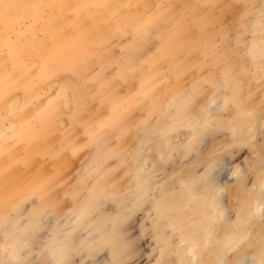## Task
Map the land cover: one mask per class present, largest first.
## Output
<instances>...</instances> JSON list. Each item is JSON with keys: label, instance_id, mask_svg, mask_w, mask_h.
I'll return each mask as SVG.
<instances>
[{"label": "rangeland", "instance_id": "rangeland-1", "mask_svg": "<svg viewBox=\"0 0 264 264\" xmlns=\"http://www.w3.org/2000/svg\"><path fill=\"white\" fill-rule=\"evenodd\" d=\"M44 1L9 0L0 12L9 19L0 28V62L10 58L1 56L4 45L53 44L57 24L80 35L81 59L62 76L68 95L58 90L60 78L37 95L36 137L8 141L0 157V264H263L264 0H122L101 14L81 10L87 0ZM144 22L164 24V36L150 28L140 39ZM164 66L179 70L155 71ZM245 203L262 207L250 205L237 223ZM234 228L245 233L241 244L221 251ZM6 230L16 245L4 240Z\"/></svg>", "mask_w": 264, "mask_h": 264}, {"label": "crops", "instance_id": "crops-1", "mask_svg": "<svg viewBox=\"0 0 264 264\" xmlns=\"http://www.w3.org/2000/svg\"><path fill=\"white\" fill-rule=\"evenodd\" d=\"M8 1L9 0H0V12L7 10L10 4ZM87 1H90L88 4L94 3V0ZM8 21L9 19H0V22ZM57 27L54 42L49 46H45L42 42L35 39L29 42L22 39L13 46L4 45L3 51H10L11 56H9L10 58H8V60L1 63L2 65L0 66V157L4 154L5 144L8 141L16 140L21 137L32 140L36 137L38 129L35 127L36 124L33 122L30 111L31 108L29 109V107L36 106L38 102L37 95H40V91L44 89L43 86L47 83L45 81L46 79L52 77L60 78L58 87L59 92H61L63 88L67 90L71 89L69 82H66L62 76L69 72L70 60H75L77 65L80 62V49H74V46H76V44L78 45L80 42V35L70 30V24H57ZM79 30H81V28ZM84 32L83 30V35L85 34ZM97 39L93 37L92 41L95 42ZM90 41L91 40H89V42ZM32 56H34V60H32ZM19 59H21L23 63L26 59L27 63H22L20 67H18ZM5 65L7 68H5ZM23 70L24 72H21ZM26 71L27 73L29 72V75L25 73ZM13 73H17L18 75L15 74L14 76ZM11 101L15 103L11 105ZM40 101H42V99ZM6 103L10 106L7 105V107L4 108ZM26 106L28 107L26 108ZM13 107L15 109H13ZM43 114H45V111L40 113V115ZM1 117H3V119ZM3 123L4 125L6 124L5 126H7V128ZM7 123L9 125H7Z\"/></svg>", "mask_w": 264, "mask_h": 264}, {"label": "bare ground", "instance_id": "bare-ground-1", "mask_svg": "<svg viewBox=\"0 0 264 264\" xmlns=\"http://www.w3.org/2000/svg\"><path fill=\"white\" fill-rule=\"evenodd\" d=\"M45 1H46V0H45ZM45 1H44V3H47V2H45ZM53 1H54V0H53ZM76 1H77V0H76ZM121 1H122V0H94V3H93V4H90V5L87 4V3L84 4V5H83L84 7H82L81 10H82V9H85V8H86V9L94 8V10H97V11L99 10V11H100V14H101V11H102V10L109 8L111 5H113V7H114V5L120 4ZM133 1H134V0H128V1H125V0H124V1H122V2H124V4H125L126 2H127V3H129V2L131 3V2H133ZM142 1H143V0H142ZM159 1H161V0H159ZM50 2H51V1H50ZM119 2H120V3H119ZM149 2H151V1H149ZM167 2H170V0H167ZM48 3H49V0H48ZM49 4H51V3H49ZM49 4H46V5H48L47 9H49ZM70 4H71V3H70ZM149 4H150V3H149ZM233 4H234V3H233ZM46 5H43V6H46ZM56 5H57V4H56ZM120 5H123V3H121ZM147 5H148V4H147ZM240 5H241V4H240ZM256 5H257V4H256ZM127 6H128V5H127ZM51 7H52V6H51ZM44 8H45V7H44ZM44 8H42V9H44ZM52 8H53V7H52ZM117 8H118V9H121L119 5H118ZM125 8H127V7H125ZM125 8L122 7V10L125 9ZM129 8H130V7H129ZM114 9H116V6H115ZM247 9H248V8H247ZM11 10H12V9H11ZM44 10H45V9H44ZM122 10H119V12L122 11ZM39 11H41V10H39ZM46 11H47V10H46ZM48 11H49V10H48ZM48 11H47V12H48ZM52 11H54V10L50 9L49 12L52 13ZM97 11H95V12H97ZM43 12L46 13L45 11H43ZM89 12H90V11H89ZM92 12H93V9H92ZM92 12H91V14H92ZM123 12H125V13H126V12L129 13L128 10H126V9H125V11H123ZM25 13H27V12H25ZM44 13H43V15H44ZM53 13H55V12H53ZM34 14H35V13H34ZM55 14H56V13H55ZM55 14H54V15H55ZM30 15H31V14H30ZM35 15H36V14H35ZM97 15H98V14H97ZM37 16H39V15H37ZM41 16H42V15H41ZM44 16H45V17H46V16L48 17V16H50V14H49V15L46 14V15H44ZM61 16H62V15H61ZM65 16H66V15H64L63 17H65ZM98 16H99V15H98ZM98 16H97V19H99ZM30 17H31V16H30ZM45 17H44V18H45ZM52 17H53V16H52ZM55 17H56V15H55ZM58 17H59V16H58ZM82 17H83V16H82ZM88 17H89V16H88ZM90 17H91V16H90ZM143 17H144V16H143ZM40 18H42V17H40ZM66 18H67V17H66ZM84 18H85V17H84ZM100 18H101V15H100ZM103 18H104V17H102V19H103ZM42 19H43V18H42ZM52 19H53V18H51V20H52ZM93 19H94V15H93ZM97 19H96V20H97ZM30 20H31V19H30ZM46 20H48V21L50 22L49 19H46ZM60 20H62V19H60ZM84 20H85V19H84ZM84 20H83V21H84ZM86 20H88V19H86ZM86 20H85V21H86ZM26 21H27V20H26ZM33 21H34L35 23L37 22V21H35V20H33ZM33 21H32V23L34 24ZM63 21L66 22L67 20L65 19V20H62V22H63ZM85 21H84V23H86ZM16 23H17V22H16ZM23 23H24V21H23ZM40 23H41V22H40ZM51 23H52V22H51ZM54 23H55V22H54ZM54 23H53V24H54ZM91 23H92V22H91ZM102 23H103V22H102ZM102 23H101V24H102ZM105 23H106V22H105ZM24 24H25V23H24ZM30 24H31V23H30ZM38 24H39V23H38ZM95 24H96V23H95ZM4 25H8V22H0V28H1L2 26H4ZM15 25H16V24H15ZM15 25H14V26H15ZM42 25H43V29H44V28L46 27V22H43ZM97 25H98V24H96V27H97ZM102 25H103L104 27H106L104 24H102ZM102 25H101V26H102ZM163 25H164V24H162V25H161V24H158V22H153V23H150V24H147V23L144 22V25H142L141 28H140V36H139L140 39H143V38H144V36H145V30H146V29H150V28H153V29L158 30V32H157V36H158L159 38H162V37L164 36V34H165V28H164L165 26H163ZM25 26L28 27L29 25L27 26V25L25 24ZM25 26L23 25V28H22V29H25V28H24ZM35 26H36V25H35ZM19 27H20V26H19ZM36 27H37V26H36ZM38 27H41V25L39 24ZM71 27H73V25H71ZM4 28H5V26H4ZM10 28H11V27H10ZM15 28H16V27H15ZM20 28H21V27H20ZM31 28H32V27H31ZM57 28H58V27L56 26V28H54V29H52V30H57ZM172 28H173V27H172ZM181 28H182V26H180V27H179V26H176L175 28H173L172 33H171V31H169V32L171 33V35H172L173 37H178V35H179V31L181 30ZM247 28H248V27H247ZM16 29H18V28H16ZM16 29H15V30H16ZM35 29H36V28H35ZM35 29H34V30H35ZM38 29H39V28H38ZM40 29H41V28H40ZM252 29H253V28H252ZM1 30H3V29H1ZM7 30H13V31H14V28H13V29H7ZM19 30H20V29H19ZM46 30H47V29H46ZM48 30H49V29H48ZM48 30H47V31H48ZM13 31H12V32H13ZM20 31H21V30H20ZM23 32H25V31L23 30ZM36 32H39V31H36ZM42 32L45 33L44 30L41 31V33H42ZM48 32H49V31H48ZM48 32H47V33H48ZM57 32H58V31H57ZM116 32H117L119 35H122V34H124V33L127 32V28H126L124 25H122V26H119V25L117 26V25H116ZM146 32H147V30H146ZM148 32H149V31H148ZM148 32H147V33H148ZM13 33H14V32H13ZM18 33H19V32H18ZM18 33H15V34H18ZM47 33H46V35H47ZM241 34H242V33H241ZM33 35H34V34H33ZM33 35H32V36H33ZM36 35H37V34H36ZM36 35H35V37H36ZM43 35L45 36L44 38H47L45 34H43ZM32 36H31L30 38H32ZM47 36H49V35H47ZM2 37H3V36H2ZM8 37H9V36H8ZM33 37H34V36H33ZM40 37H41V36H40ZM51 37H52V36H51ZM30 38H29V40H30ZM48 38H49V37H48ZM48 38H47V39H48ZM53 38H54V37H53ZM3 39H4V38H3ZM10 39H11V38H10ZM12 39H13V37H12ZM41 39H42V38H41ZM41 39H40V40H41ZM191 39H192V38H191ZM14 40H15V39H14ZM14 40H13V41H14ZM26 40H27V39H26ZM29 40H28V41H29ZM45 40H46V39H45ZM45 40H44V42H45ZM50 40H51V39H50ZM14 42H18V41H14ZM25 42H26V41H25ZM41 42L44 43V42H43V39L41 40ZM98 42L102 45V44H104V43H106V42H109V39H108V40H106V39H103V40H102V39H101V40H96L94 43L96 44V43H98ZM11 43H12V42L10 41V44H11ZM93 45H94V44H93ZM131 47H132V42L130 41V42L128 43V45H127L126 47L123 48L124 52L126 53L128 50L131 49ZM185 48H186V47H185ZM44 49H46V48H44ZM166 49H167V48H166ZM2 50H3V49H2ZM57 51H58V50H57ZM165 51H166V50H165ZM244 51H245V50H244ZM31 52H32V51H31ZM1 53H2L1 56H2V55H6L7 58H8L9 55H10V51H8V52L1 51ZM11 54H12V53H11ZM7 55H8V56H7ZM12 55H13V54H12ZM27 56H29V55H27ZM2 57H3V56H2ZM29 57H30V56H29ZM33 57H34V56H32V60H34ZM180 57H181V55L179 56V58H180ZM247 57H248V56H247ZM24 58H25V57H24ZM24 58H23V59H24ZM30 58H31V57H30ZM26 59H28V58H26ZM26 59H25V62H24V63H27V62H26ZM164 59H165V58H164ZM168 59H169V58H168ZM35 60H36V59H35ZM166 60H167V59H166ZM1 62H2V61H1ZM1 62H0V66H1ZM3 62H4V60H3ZM3 62H2V63H3ZM169 62H170V61H169ZM231 62H232V61H231ZM256 62H257V61H256ZM17 63H18V62H17ZM22 63H23V61H22L21 59H19V66H18V67H20V65H21ZM24 63H23V64H24ZM129 63H131V62H129ZM169 64H171V63H169ZM169 64H168V65H169ZM145 65H146V64H145ZM256 65H257V63H256ZM26 66H27V64H26ZM35 66H36V65H35ZM35 66H34V68H35ZM146 66H147V65H146ZM146 66H145V67H146ZM155 66H158V65H155ZM243 66H244V65H243ZM38 67H39V66H38ZM5 68H7L6 65H5ZM34 68H33V70H34ZM117 68H118V73H120V75L123 76V75L127 74L126 72L128 71V68H126L127 70L125 71V70H123V68H121V65H120V64H118ZM234 68H235V67H234ZM236 68H237V67H236ZM242 68H243V67H242ZM25 69H26V68H25ZM151 69H152V67H151ZM215 69H216V68H215ZM29 70H30V69H29ZM31 70H32V69H31ZM88 70H89V69H88ZM121 70H123V72H120ZM144 70H145V69H144ZM165 70H168V73H165V72H164ZM178 70H179L178 67H174V68H172V70L170 69L169 66H168V67H165V66H164V68H161V69H159L158 67H155V71H158V73H159V72H160V73L163 72V73H161V74H164V73H165L164 75H166V77L169 76V73L172 74L173 72L178 71ZM234 70H235V69H234ZM3 71H4V70H3ZM27 71H28V70H27ZM27 71H26L25 73H27ZM260 71H261V70H260ZM260 71H258V72H260ZM4 72H5V71H4ZM21 72H24V70L21 71ZM21 72H20V73H21ZM32 72H33V71H32ZM258 72H256V73L259 75ZM261 72H262V71H261ZM263 72H264V71H263ZM20 73H19V74H20ZM25 73H24V74H25ZM28 73H29V72H28ZM28 73H27V74H28ZM34 73H35V72H34ZM124 73H125V74H124ZM130 73H131V71H130ZM132 73H133V72H132ZM192 73H193V71H192ZM245 73H246V72H245ZM13 74H14V76H15V74L18 75L17 73H13ZM66 74H67V73H66ZM188 74H189V73H188ZM28 75H29V74H28ZM67 75H68V74H67ZM193 75H194V74H193ZM233 75H234V74H233ZM30 76H31V75H30ZM109 76H110V75H109ZM254 76H255V75H254ZM258 77H260V76H258ZM16 78H17V77H16ZM62 78H63V77H62ZM78 78H79V77H78ZM88 78H89V76H88L87 78L84 77V80H85V79L87 80ZM155 78H156V77H155ZM157 78H159V77H157ZM253 78H254V77H253ZM150 79H151V78H150ZM241 79H242V78H241ZM50 80H52V81H57L56 78H54V77H52V78H48V79H46L45 81H46V82H47V81L49 82ZM71 80H72V79H71ZM73 80H74V79H73ZM242 80H243V79H242ZM246 80H247V79H246ZM48 82H47V83H48ZM257 82H258V81H257ZM47 83H46V84H47ZM87 83H89V82H87ZM186 83H187V82H186ZM251 83H252V82H251ZM253 83H254V82H253ZM197 84H198V83H197ZM44 85H45V84H44ZM50 85H51V84H50ZM90 85H91V84H90ZM259 85H260V84H259ZM51 86H52V85H51ZM40 87H41V86H40ZM43 87L45 88V86H43ZM54 87H55V86H54ZM132 87H133V86H132ZM217 87H218V86H217ZM260 87H261V86H260ZM145 88H146V87H145ZM182 88H183V87H182ZM41 89H42V88H41ZM53 89H54V88H53ZM91 89H92V87H91ZM142 89H143V88H142ZM49 91H50V90H49ZM34 92H35V91H34ZM42 92H43V91H42ZM35 93H36V92H35ZM43 93H44V92H43ZM60 93H61V94H65V93H66V94L68 95V94H69V91H68L66 88H63V89H61V92H60ZM60 93H59V94H60ZM13 94H14V93H13ZM16 95H17V94H16ZM42 95H43V94H42ZM44 95H45V94H44ZM87 95H88L87 93H86V94L84 93V94H82L81 96H79L78 99H79V100L84 99L85 97H87ZM249 95H250V94H249ZM12 96H13V95H12ZM14 96H15V95H14ZM18 96H20V95H18ZM62 96H63V95H62ZM194 96H195V95H194ZM45 97H47V96H45ZM8 98H9V97H8ZM19 98H20V97H19ZM41 98H42V97H41ZM257 98H259V97H257ZM257 98H256V99H257ZM263 98H264V97H263ZM16 99H17V98H16ZM56 99H57V98H56ZM159 99H160V98H159ZM245 99H246V98H245ZM17 100H18V99H17ZM59 100H60V99H59ZM65 100H66V99H65ZM254 100H255V99H254ZM259 100H260V99H259ZM8 101H9V100H8ZM8 101H7V102H8ZM18 101H19V100H18ZM63 101H64V100H63ZM84 101H87V100H84ZM207 101H208V100H207ZM262 101H263V100H262ZM69 102H70V101H69ZM255 102H256V101H255ZM260 102H261V100H260ZM13 103H15V102H13V101L10 102L11 105H13ZM38 103H39V102H38ZM85 103H86V102H85ZM246 103H247V102H246ZM256 103H257V102H256ZM262 103H263V102H262ZM90 104H91V103H90ZM106 104H107V103H106ZM106 104H105V107H106ZM2 105H3V102H2ZM7 105L10 106L9 104L6 103L4 108H6ZM40 105H41V104H40ZM16 106H17V104H16ZM91 106H92V105H91ZM129 106H130V105H129ZM27 107H28V106H26V108H27ZM65 107H66V106H65ZM107 107H108V105H107ZM254 107H255V106H254ZM4 108H3V109H4ZM30 108H31V107H29V109H30ZM13 109H15V108L13 107ZM29 109H28V110H29ZM14 111H15V110H14ZM30 111H31V109H30ZM0 112H1V111H0ZM2 112H3V110H2ZM32 112H33V111H32ZM197 113H198V112H197ZM250 113H251V112H250ZM4 114H5V113H4ZM1 115H2V114H1ZM81 117H82V116H81ZM1 118L3 119V117H1ZM138 118H139V117H138ZM9 119H10V118H9ZM147 119H148V118H147ZM139 120L141 121V119H139ZM1 122H3V121H1ZM61 122H63V120H62ZM240 122H241V121H240ZM245 122H246V121H245ZM69 123H70V122H69ZM69 123H68V124H69ZM202 123H203V122H202ZM253 123H254V122H253ZM23 124H24V123H23ZM3 125H4V123H3ZM3 125H2V126H3ZM5 125H6V124H5ZM5 125H4V126H5ZM7 125H9V124L7 123ZM0 127H1V126H0ZM5 127L7 128V126H5ZM71 127H72V126H71ZM2 128H3V127H2ZM69 128H70V126H69ZM72 128H74V127H72ZM13 129H14V128H13ZM74 129H75V128H74ZM74 129H72L73 131L71 130V132H74ZM2 130H3V129H2ZM4 130H5V129H4ZM51 130H52V129H51ZM77 130H79V127H78ZM75 131H76V129H75ZM69 133H70V132H69ZM55 134H56V133H55ZM133 135H134V134H133ZM53 136H54V135H53ZM54 137H55V136H54ZM58 137H59V136H58ZM84 137H85V136H84ZM78 138L80 139V136H77V137H76V139H78ZM81 138H83V136H82ZM88 139H89V138H88ZM56 140H57V139H56ZM21 141H22V140H21ZM83 141H84V138H83L82 142H83ZM89 141H90V140H89ZM111 141H112V140H111ZM9 142H10V141H9ZM9 142H8V143H9ZM37 142H38V140H37ZM39 142H40V141H39ZM39 142H38V143H39ZM10 143H11V142H10ZM111 143H112V142H111ZM20 144H21V143H20ZM35 144H36V143H35ZM55 144H56V143H55ZM55 144H54V145H55ZM78 144H79V143H78ZM81 144H82V143H81ZM81 144H79V145H81ZM8 145H9V144H8ZM21 145H22V144H21ZM21 145H20V146H21ZM36 145H37V144H36ZM5 146L7 147V143L5 144ZM20 146H17V147H20ZM15 147H16V146H15ZM15 147H14V149H15ZM21 147H22V146H21ZM54 147H55V146H54ZM76 149H77V148H76ZM17 150H18V149H17ZM82 150H83V149H82ZM44 153H45L44 155H46V152H44ZM63 153H66V152H63ZM4 155H6V154H4ZM62 155H63V154H62ZM81 155H82V154H81ZM6 156H7V155H6ZM65 156H67V155H65ZM7 158H8V157H7ZM36 158H38V157H36ZM84 158H85V157H84ZM63 159H64V157H63ZM63 159H62V160H63ZM38 160H39V159H38ZM64 160H65V159H64ZM64 160H63V161H64ZM69 160H71V159L68 158L67 162H68ZM1 161H2V163H3V159H2ZM52 161H53V160H52ZM65 161H66V160H65ZM48 163L50 164V161H49ZM48 163H47V164H48ZM5 164H6V163H5ZM5 164H4V165H5ZM51 164H52V163H51ZM70 164H71V163H70ZM4 165H3V166H4ZM67 165H68V163H67ZM111 165H112V164H111ZM34 166H35V165H34ZM47 166H48V165H47ZM68 166L70 167V165H68ZM54 167H56V165H55ZM31 168H33V166H32ZM70 170H71V169H70ZM70 170H68V171H70ZM0 171H1V170H0ZM80 171H81V170H80ZM120 175H121V174H120ZM25 177H26V180H27L28 174H27V176H25ZM71 181H72V180H71ZM124 183H125V182H124ZM2 184H3V182H2ZM62 184H63V183H62ZM261 186L264 187V182L261 184ZM130 187H131V186H130ZM56 188H57V187H56ZM56 190H57V189H56ZM166 191H167V190H166ZM26 192H27V191H26ZM184 192H185V190H184ZM189 192H191V191H189ZM192 193H193V191H192ZM192 193H191V194H192ZM212 193H213V192H212ZM191 194H190V196H191ZM202 194H203V193H202ZM17 195H18V194H17ZM186 195H187V192H186ZM186 195H185V196H186ZM212 195H213V194H212ZM20 196H21V195H20ZM176 196H177V195H176ZM248 196H249V195H248ZM257 196H258V195H257ZM205 197H206V196H205ZM207 197H208V196H207ZM188 198H191V197H188ZM203 198H204V197H203ZM167 199H168V197H167ZM174 199H175V197H174ZM192 199H193V197H192ZM258 199H260V198L258 197ZM178 200H179V199H178ZM186 200L189 201V202L191 201V200H188V199H186ZM203 200H205V199H203ZM207 200H208V203H209V205L211 206V208H213V207H212V205H213V200H212L211 198L209 199V197L207 198ZM197 201H198V199H197ZM170 202H171V201H170ZM183 202H184V201H183ZM189 202H188V203H189ZM200 202H201V201H200ZM168 203H169V201H168ZM197 203H199V202H197ZM201 203H202V202H201ZM216 203H217V202H216ZM8 204H10V203H8ZM183 204H184V203H183ZM61 205H62V204H61ZM169 205H170V204H169ZM186 205H187V204H186ZM203 205H204V204H203ZM238 205H239V204H238ZM240 205H241V204H240ZM250 205L252 206L253 204H252V203H245V204H244V212H242V213L239 212V214H238V216H237V218H236V219H237V223L243 222V221L245 220V218H247L246 215H249V213H250V211H251V210H250V211L248 210V207H249ZM167 206H168V205H167ZM188 206H189V205H188ZM180 207H181V206H180ZM183 207H185V206L183 205ZM196 207L198 208V206H196ZM206 207H207V206H205V209H206ZM208 207H209V206H208ZM208 207H207V208H208ZM214 207H216V206H214ZM261 207H262V204H261V203H257V204L255 203V204L252 206V208H253L254 210H259ZM9 208H10V207H9ZM44 208H45V207H44ZM60 208H62V207H60ZM199 208H200V207H199ZM203 208H204V207H203ZM220 208H221V207H220ZM4 209H5V208H4ZM6 209H7V208H6ZM166 209H167V208H166ZM168 209H169V207H168ZM182 209H183V208H182ZM208 209H210V208H208ZM214 209H216V208H214ZM7 210H8V209H7ZM170 210H171V209H170ZM173 210H174V209H173ZM217 210H218V209H217ZM220 210H222V209H220ZM223 210H224V209H223ZM223 210H222V211H223ZM242 210H243V209H242ZM168 211H169V210H168ZM186 211H187V210H186ZM199 211L201 212V210H199ZM202 211H203V210H202ZM205 211H206V210H205ZM209 211H210V210H209ZM200 212H199V213H200ZM215 212H216V211H215ZM171 213H172V211H171ZM173 213H174V212H173ZM176 213H178V212H176ZM186 213H187V212H186ZM188 213H190L189 215H191L192 212H188ZM201 213H203V212H201ZM206 213H207V212H206ZM206 213H204L203 215H206V216H207ZM217 213H218V212H217ZM221 213H222V212H221ZM16 214H17V213H16ZM211 214H215V213H211ZM257 214H258V213H257ZM196 215L198 216V214H196ZM215 215H216V214H215ZM223 215H224V212H223ZM251 215H252V214H251ZM193 216H194V215H193ZM189 217H191V216H189ZM189 217H188V218H189ZM201 217H202V216H201ZM214 217L216 218V216H214ZM214 217H212V218H214ZM221 217H222V216H221ZM185 218H186V217H185ZM193 218H194V217H193ZM193 218H192V219H193ZM219 218H220V217H219ZM186 219H187V218H186ZM186 219H185V220H186ZM202 219H204V218H202ZM202 219H201V220H202ZM209 219H211V218L209 217ZM178 220H180V219H178ZM187 220H188V219H187ZM201 220H200V222H201ZM204 220H206V219H204ZM204 220H203V222L205 223ZM211 220H212V219H211ZM216 220H217V219H216ZM194 221H195V219H194ZM194 221H192V222L194 223ZM206 221H207V220H206ZM175 222H176V221H175ZM190 222H191V221H190ZM200 222H199V223H200ZM212 222H213V221H212ZM188 223H189V222H188ZM188 223H187V224H188ZM201 223H202V222H201ZM166 224H167V223H166ZM197 224H198V223H197ZM171 225H172V224H171ZM189 225L192 226L190 223H189ZM198 225H200V224H198ZM202 225H203V224H202ZM214 225H215V224H214ZM232 225H233V224H232ZM238 225H239V227H240V224H238ZM178 226H179V225H178ZM178 226H177L176 228H179ZM206 226H207V225H206ZM212 226H213V225H212ZM221 226H222V225H221ZM227 226H228V225L226 224L225 228H226ZM234 226H235V224H234ZM172 227H173V226H172ZM196 227H197V226H196ZM202 227H203V226H202ZM202 227H200V228H202ZM213 227H214V226H213ZM241 227H242V226H241ZM244 227H245V226H244ZM191 228H195V226H193V227H191ZM198 228H199V227H198ZM221 228H222V227H221ZM203 229H204V227H203ZM206 229H207V228H206ZM223 229H224V228H223ZM223 229H221V231H222ZM176 230H177V229H176ZM204 230H205V229H204ZM208 230H209V229H208ZM243 230H244V229H243ZM4 231H5V230H4ZM6 231H7V230H6ZM195 231H196V230H195ZM205 231H206V230H205ZM212 231H213V230H212ZM212 231H211V232H212ZM190 232H191V234H192V231H190ZM193 232H194V230H193ZM201 232H202V231H201ZM201 232H200V233H201ZM223 232H224V231H223ZM245 232H246V230H245ZM203 233H204V231H203ZM212 233H213V232H212ZM246 233L248 234V232H246ZM247 234H246V236H247ZM219 235H220V234H219ZM211 236H212V234H211ZM217 236H218V235H217ZM243 236H245V233L242 232V231H240V228H238V229H235V228L232 229V231H230L229 233H225V234L222 236V238L220 239V241L222 240V243H221V245H220L221 247L219 246L221 249H220V248H219V249H220L221 251H225V250H227L230 246H232V245L235 246L234 244L238 243V241L241 240V238H242ZM3 237H4V240H6V241H11V242H13V244L15 243V245H16L17 242H18V240L15 239V235H14V234H10L9 231L5 232V235H4V233H3ZM206 237H208V236H205V239H206ZM213 237H214V236H213ZM213 237L209 238V240L211 239L210 242H212V241L214 242V241H215V239L212 240ZM186 238H187V237H186ZM186 238H184V239H186ZM198 238L200 239V237H198ZM202 238H203V237H202ZM214 238H215V237H214ZM246 238H247V237H246ZM184 241H185V240H184ZM184 241H183V242H184ZM188 241H191V242L194 241L195 243L198 242L197 240H195V238H190V239L188 238ZM180 242H181V241H180ZM180 242H179V243H180ZM183 242H182V244H183ZM185 242H186V241H185ZM199 242H200V241H199ZM210 242H209V243H210ZM215 242L218 243V242H219L218 239H217V241H215ZM4 243H5V242H4ZM4 243H3V246H4ZM6 243H7V242H6ZM179 243H178V244H179ZM200 243H201V242H200ZM185 244H186V243H185ZM191 244H192V243H191ZM204 244H205V241H204ZM213 244H214V243H213ZM219 244H220V243H219ZM219 244H218V245H219ZM239 244H241V243L239 242L238 245H239ZM187 245H188V244H187ZM193 245H194V244H193ZM196 245H197V244H196ZM206 245H209L208 242H207ZM216 245H217V244H216ZM236 245H237V244H236ZM7 246H8V245H7ZM194 246H195V245H194ZM197 246L199 247V243H198ZM233 246H232V247H233ZM14 247H15V246H14ZM178 247H179V245H178ZM181 247H182V249H183V248H185V247H187V246L183 247V245H182V246H180V248H181ZM5 248H6V247H5ZM9 248H10V247H9ZM180 248H179V250H180ZM203 248H204V246H203ZM212 248H213V247H212ZM261 248H262V247H261ZM65 249H66V248H65ZM177 249H178V248H177ZM191 249H192V248H191ZM196 249H197V251L199 250L198 248H196ZM229 249H231V248H229ZM5 250H6V249H5ZM186 250H187V249H186ZM194 250H195V249H194ZM180 251H182V250H180ZM192 251H193V249H192ZM221 251H220V252H221ZM64 252H65V251H64ZM183 252H184V251H183ZM183 252H181V253L183 254ZM229 252H230V251H229ZM178 253H179V252H178ZM184 253H185V252H184ZM196 253H197V252H196ZM212 253H213V252H212ZM262 253L264 254V248L261 250L260 254H262ZM182 254H181V255H182ZM192 254H193V253H192ZM181 255H179V256H181ZM184 255H186V254H184ZM184 255H183V256H184ZM199 255H200V254H199ZM179 256H178V257H179ZM186 256H188V255H186ZM181 257H182V256H181ZM181 257H180V258H181ZM192 257H193V256H192ZM211 257H212V256H211ZM262 257H263V255H262ZM262 257H260L261 260L263 259ZM14 258H15V257H14ZM193 258H194V257H193ZM215 258H216V257H215ZM246 259H247V258H246ZM246 259H245V260H246ZM253 259H254V258H253ZM186 260H187V258H186ZM188 260H190V259H188ZM249 260H250V259H249ZM20 261H21V260H20ZM190 261H191V260H190ZM246 262H247V261H246ZM258 262H259V261H258ZM181 263H182V262H181ZM186 263H187V261H186ZM244 263H245V261H244ZM250 263H253V262L250 261ZM255 263H256V262H255ZM187 264H188V263H187ZM221 264H224V263L221 262ZM248 264H249V263H248ZM263 264H264V263H263Z\"/></svg>", "mask_w": 264, "mask_h": 264}]
</instances>
